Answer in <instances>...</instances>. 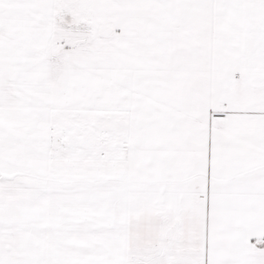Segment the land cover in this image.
Segmentation results:
<instances>
[{"label": "snow or ice", "instance_id": "snow-or-ice-1", "mask_svg": "<svg viewBox=\"0 0 264 264\" xmlns=\"http://www.w3.org/2000/svg\"><path fill=\"white\" fill-rule=\"evenodd\" d=\"M0 264H264V0H0Z\"/></svg>", "mask_w": 264, "mask_h": 264}]
</instances>
